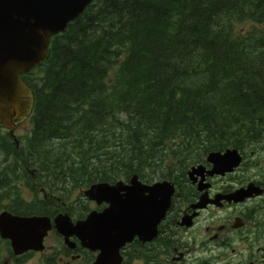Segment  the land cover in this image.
Instances as JSON below:
<instances>
[{
  "label": "trees",
  "instance_id": "obj_1",
  "mask_svg": "<svg viewBox=\"0 0 264 264\" xmlns=\"http://www.w3.org/2000/svg\"><path fill=\"white\" fill-rule=\"evenodd\" d=\"M261 28L264 0H96L22 77L34 97L22 147L0 144L47 197L132 174L179 197L189 166L264 133Z\"/></svg>",
  "mask_w": 264,
  "mask_h": 264
},
{
  "label": "water",
  "instance_id": "obj_2",
  "mask_svg": "<svg viewBox=\"0 0 264 264\" xmlns=\"http://www.w3.org/2000/svg\"><path fill=\"white\" fill-rule=\"evenodd\" d=\"M91 0H0V126L12 129L28 113L32 97L30 91L19 79L46 57L49 38L61 32L66 23L79 15ZM213 164L210 174L230 171L237 166L236 151L224 154L213 152L207 157ZM201 168L191 169L200 174ZM205 187L199 183L198 189ZM173 194L167 182L146 186L133 176L129 184L117 182L113 185L98 183L84 191V195L97 204L105 202L108 208L102 212H91L85 221L71 224L67 216L54 219L58 232L69 236L75 234L82 245L99 250L96 264H111L118 249L132 237L150 240L156 226L164 217ZM205 196L192 205V209L205 205ZM189 219L183 218L181 225L189 226ZM49 229L46 217L19 218L6 213L0 215V235L12 241L15 252L20 253L32 240L39 242ZM25 246V247H23ZM110 262V263H109Z\"/></svg>",
  "mask_w": 264,
  "mask_h": 264
},
{
  "label": "flooded vegetation",
  "instance_id": "obj_3",
  "mask_svg": "<svg viewBox=\"0 0 264 264\" xmlns=\"http://www.w3.org/2000/svg\"><path fill=\"white\" fill-rule=\"evenodd\" d=\"M204 179L210 184L208 197L217 196L215 202L198 212L190 229L166 230L153 244L124 248L121 255L129 252L128 264H264V160L263 164L245 162L223 176L204 173ZM249 185V196L239 202L218 199ZM200 194L194 192L190 204ZM189 212L186 206L179 215ZM70 241L73 247L64 245L51 229L43 238L42 252L19 256L12 253L9 242L0 241V264H92L96 254L81 247L76 238Z\"/></svg>",
  "mask_w": 264,
  "mask_h": 264
},
{
  "label": "rangeland",
  "instance_id": "obj_4",
  "mask_svg": "<svg viewBox=\"0 0 264 264\" xmlns=\"http://www.w3.org/2000/svg\"><path fill=\"white\" fill-rule=\"evenodd\" d=\"M28 128H30V123L29 122H26L25 123V125L23 126V127H21L19 130H17L16 132H15V135H16V137H20V136H23V134L26 132V129H28ZM0 167H2V163L0 162ZM77 194H75V191L74 192H72V194H71V197L72 198H74V200L76 201L77 199H76V196ZM85 201V200H84ZM94 205H90V204H88V202H87V205H86V208L88 209V208H90V207H93ZM75 210H77V207L75 206V208H74Z\"/></svg>",
  "mask_w": 264,
  "mask_h": 264
}]
</instances>
